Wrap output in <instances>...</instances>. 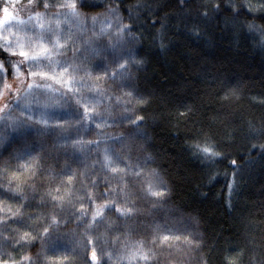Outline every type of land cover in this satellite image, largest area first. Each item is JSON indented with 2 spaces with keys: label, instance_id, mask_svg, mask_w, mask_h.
Returning <instances> with one entry per match:
<instances>
[{
  "label": "snow or ice",
  "instance_id": "1",
  "mask_svg": "<svg viewBox=\"0 0 264 264\" xmlns=\"http://www.w3.org/2000/svg\"><path fill=\"white\" fill-rule=\"evenodd\" d=\"M9 3L0 5V12L3 13L0 29L8 33L4 35L0 31V56L4 57L0 59V78L9 72L23 76L21 69L25 66L27 72L22 80L23 95L17 91L18 113L9 115L0 123V146L4 147L0 151V175L6 178V183H0V197L21 202L13 211L4 200H0V211L6 209V214L0 217V264H73L70 250L57 235L61 224L66 225L71 221L82 226L81 234L92 245L93 239L89 233L99 224L105 223L112 230L121 226L128 229L129 221L137 223L138 218L151 215L165 202L168 185L159 171L149 166L152 157L141 155L142 146L136 143V137L142 136L139 124L144 118L135 115V112L138 106L148 102L133 83L132 68L140 65L141 61L130 47V41L135 39L132 28L122 23L119 17L113 30L111 20H98L96 15L81 13L76 0H28L33 13L27 20H20L9 12ZM80 6L92 7L87 0H80ZM204 6L208 7L207 4ZM220 7L219 3L211 2L213 12H218ZM225 7L234 18L243 17L240 19L242 27L258 44L264 46V27L250 20L254 17L264 20V0H239L238 3L231 0ZM38 8H43L44 12L36 11ZM51 9L57 10L53 13L56 18L45 20V13ZM201 15L207 18L208 13ZM85 20L91 21V36L87 35L90 29L85 27ZM13 22L18 28L16 33L11 32ZM72 22L80 32L79 36L72 33ZM62 23L68 31L61 29ZM29 32L33 34L29 35ZM100 38H103L102 42ZM14 57L19 59L14 61ZM113 87L119 94L111 91ZM3 88L10 91L11 85L5 82ZM126 88L129 90L125 91ZM2 95L3 90H0V97ZM230 97H236V91L225 86L222 99ZM110 101L121 107V120L133 128L129 135L111 136L101 131L110 127L107 122L108 116H111ZM102 103L106 105L104 113L98 110ZM6 107L0 108V112ZM82 130H95L97 138L83 139ZM259 131L264 134V129ZM46 138L51 139L53 147L57 149L56 159L65 158L58 173L48 163L51 153L45 148ZM17 144L19 147L15 146ZM34 144L38 147H34ZM218 147V143L204 130L189 145L192 154L205 161H213L221 155ZM253 147L264 149V145ZM86 153H95L99 160L85 164L82 169L72 167V164L82 163L81 157ZM232 164L235 165L236 161H232ZM97 167L103 173L99 180L91 171ZM38 173H46L45 179L49 183H56V186L45 187L39 193L40 205L51 203L52 208L47 213L46 222L33 235L10 225L25 223L22 209L30 197L21 185L37 177ZM74 182L82 186L91 205L90 211L82 202L79 209H75L72 199ZM101 184L104 185L103 191H99ZM27 187L33 193L31 199H35V184L27 183ZM75 199L80 202L84 197L77 195ZM142 204H147L148 208L145 209ZM56 209L60 210L59 215ZM112 212L123 222L122 225H115V221L108 219L106 213ZM37 219L43 218L38 216ZM190 228L189 223L180 220L153 223L150 225L148 246L143 239L123 244L116 264H177L173 253L181 252V245L189 249L201 247L199 234L190 231ZM118 239L117 235L113 243ZM36 242H40L41 249L35 258L28 252H22L16 259L4 248L5 245L14 250L34 247ZM232 251L236 252L235 248ZM101 255L106 256L108 261L112 260L111 253L104 252L103 248ZM239 255L242 252H236L235 256L226 255L225 264H237ZM90 261L91 264H100L94 246ZM201 264H206L203 258ZM252 264H256L255 256L252 257ZM259 264H264V258Z\"/></svg>",
  "mask_w": 264,
  "mask_h": 264
},
{
  "label": "trees",
  "instance_id": "2",
  "mask_svg": "<svg viewBox=\"0 0 264 264\" xmlns=\"http://www.w3.org/2000/svg\"><path fill=\"white\" fill-rule=\"evenodd\" d=\"M211 2L221 5L218 12L211 10ZM229 2L87 0L92 7L77 3L85 14L116 9L132 28L135 39L130 47L141 61L133 67V83L148 101L135 112L144 118L136 143L142 154L152 157L149 166L168 185L169 206L180 218L196 223L201 247L194 259L199 264L201 258L206 264H225L224 257L236 252H242L237 264H252L253 256L259 264L264 258V149L253 147L264 145L259 131L264 129V46L242 27L243 17L234 18L226 9ZM6 3L9 0H0V5ZM9 12L25 19L33 9L28 0H11ZM250 20L264 27V20ZM6 76L12 79L13 74ZM225 86L234 88L236 97L222 99ZM13 99L10 93L7 100ZM202 130L219 145L221 155L213 161L193 155L189 148ZM44 144L51 153L48 163L58 173L65 158L56 159L57 149L48 139ZM72 167L79 169L78 164ZM45 176L38 173L27 183L55 187ZM40 249L36 242L32 254Z\"/></svg>",
  "mask_w": 264,
  "mask_h": 264
},
{
  "label": "rangeland",
  "instance_id": "3",
  "mask_svg": "<svg viewBox=\"0 0 264 264\" xmlns=\"http://www.w3.org/2000/svg\"><path fill=\"white\" fill-rule=\"evenodd\" d=\"M78 1L79 0H76L77 3H78ZM57 2H62V0H57ZM111 10L112 11H109V9H108V10L101 12V13L87 14V15L88 16L96 15L98 17V20H104V19L111 20L113 30H114L117 17H119V19L122 23H124V21L122 19V16L120 15V13H118V11L116 9H111ZM56 11H57L56 9L49 10L47 13H45L44 19L45 20L55 19L56 17L53 15V13ZM60 11H65V10L61 9ZM41 12H44V10H42ZM80 12L83 13L82 11H80ZM27 19H28V17L25 19H20V20H27ZM60 19L63 21V17H61ZM85 27L90 29V31H88L87 35L91 36L92 25H91L90 20H85ZM98 28H99V24H97L96 30H98ZM61 29L63 31H68V28L63 23L61 24ZM0 31H3L4 35H8V33L6 31H4L3 29H0ZM17 31H18L17 25L15 22H13L11 24V32L16 33ZM71 31L75 36L80 35V32L78 31L74 22H72V24H71ZM28 34L32 35L33 33L29 32ZM102 39L103 38H100L101 42H102ZM68 55L71 56V53L69 52ZM132 70H133V68H132ZM21 72L24 73L23 76L20 73H17L15 75H13L12 79L7 78V76H3L2 78H0V90H3V95H2V97H0V108L7 106L3 112H0V123H2L3 119L7 118L9 115L15 116L19 111L16 108L17 91L19 90V94L21 96L23 95L22 89L24 87V84L22 83V80H24V78L26 76L27 68L25 67V70H23V68H22ZM80 75H82V73H80ZM5 82L7 84L11 85L10 91L8 89L3 88V84ZM127 90H129V89L126 88L125 91H127ZM111 91L114 94H119L115 87H113L111 89ZM10 93H14V99L11 101L7 100V96ZM85 95H88V94L85 93ZM89 98H91V97H89ZM109 103L111 104V108H110L111 116H108L107 122L110 125V127L104 128L101 131H103L105 134L111 135V136H119L121 134H123L125 136L129 135V133L133 131V128L126 121L121 120V118H120L122 115L121 107H118L115 104H112L111 101ZM105 107H106V105L102 103L99 106L98 110L101 113H104ZM99 122L100 121H97V123H99ZM89 128L92 129V126L90 125ZM81 136L85 140H92V139L97 138V133L95 130H88V131L82 130ZM46 139H48V138H46ZM48 140H49V143L53 144L51 139H48ZM44 143H45V141H44ZM17 145H15V146H17ZM33 146L38 147V145H35V144ZM17 147H19V145ZM3 150H4V147L0 146V151H3ZM141 155H143L142 152H141ZM81 160H82V163L78 164L79 169L84 168L85 164H90L93 160H99V157L95 153H91V154L86 153L83 157H81ZM91 171L93 172L94 175L97 176L98 180H99V177L101 175H103V173L100 172L99 167H97L96 169L91 170ZM0 183H6V178L2 175H0ZM113 183H115V181ZM12 186L14 187L15 185H12ZM21 186L24 188L25 192L30 197L29 201L24 202L26 206L22 209V211L25 213V216H24L25 223L24 224L11 223L10 226L12 228H19L21 231L32 232V234L35 235L36 234L35 230L37 228H39L41 224L46 222L47 213L52 208V204L48 203V204H46L48 206L43 208L39 203L40 202L39 193L44 190L43 185H41V187L36 188L37 193L35 194V199H36V202H38V203H36V205L34 204L35 203L34 199H31L33 193L31 192L30 189H27V183L22 184ZM40 188H41V190H38ZM103 190H104V185L101 184L99 191H103ZM93 191L95 192L96 189H93ZM72 192L74 193L72 199H73V203L75 204V209H79V203L82 202L85 204V207L88 208L90 211L91 205L87 200L86 194H85L82 186L78 182L73 183ZM77 195L84 197V199L80 202H77L75 199V196H77ZM0 200H4L5 203L12 208L13 211H15L16 207H18L21 203L18 199H9L7 197H0ZM97 202L99 203V199L97 200ZM118 202L122 203V201H118ZM141 206H143L145 209L148 208L147 204H142ZM75 209H73V211H75ZM56 212L59 215L60 210L56 209ZM5 214H6V209L3 211H0V217H3ZM76 214L78 215L79 213L76 212ZM106 215H107L109 220L115 221V225H122L123 224V222L118 219V217L115 215L114 212L106 213ZM38 216L42 217L43 219H37ZM177 220L188 223L186 220L180 218L179 214H177L174 210H172V208L169 206V204L167 202V195H166L163 207L154 210L151 215H145V216L138 218L137 223H133L132 221H129L128 222L129 223L128 229H125L124 227L121 226L119 228H115V230H112V229H108V227L105 223L99 224L96 229H94L93 231H91L89 233V235L93 239L92 245H89L87 243V240L85 239V237L81 234L83 231V227L78 226V224L76 226L72 225L71 221H69L66 225L61 224L59 229H58L57 235L61 238L62 244L68 250H70L71 256L73 258V264H80L81 262H79V260L81 261L83 259L89 260L88 264H91L90 252H91V249L93 246L96 248L97 256L100 258V264H116L117 257L123 251V248H122L123 244H126L129 241H135V240L143 239L145 241V245L148 246L147 241L150 239V232H151L150 225L151 224H153V223L164 224L166 221L175 222ZM29 224H31V226H29ZM189 224L191 225L190 231L196 232L200 235L199 229H198V231L196 229V225H195L196 223L192 221V222H189ZM68 226H70V227H68ZM7 234L13 235V233H7ZM175 234L176 235H187V233H175ZM117 235L119 236V239L115 243H113V238L116 237ZM126 235H127V240L125 239ZM199 235H198V242H200L199 241ZM97 237H99V240H97ZM4 248H5V250L11 252L12 255L16 259H19V256L22 252H28L35 258V255L32 254L31 247L25 246L23 248H17L14 250L11 247L5 245ZM102 248H103L104 252L111 253V255H112L111 261H108L106 256L101 255V249ZM181 248H182L181 252H174L173 253V257L176 259L177 264H199L194 259V251L196 249L185 248L183 245H181ZM165 264H166V262H165Z\"/></svg>",
  "mask_w": 264,
  "mask_h": 264
}]
</instances>
